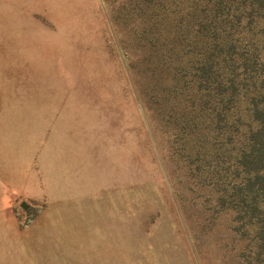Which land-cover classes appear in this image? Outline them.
I'll return each instance as SVG.
<instances>
[{"label":"rangeland","instance_id":"1","mask_svg":"<svg viewBox=\"0 0 264 264\" xmlns=\"http://www.w3.org/2000/svg\"><path fill=\"white\" fill-rule=\"evenodd\" d=\"M116 1L0 0V264H220L219 146L146 132L123 48L174 34L139 50Z\"/></svg>","mask_w":264,"mask_h":264},{"label":"trees","instance_id":"2","mask_svg":"<svg viewBox=\"0 0 264 264\" xmlns=\"http://www.w3.org/2000/svg\"><path fill=\"white\" fill-rule=\"evenodd\" d=\"M127 1L138 11L133 40L139 50L160 47L164 36L155 28L174 34L171 49L153 55L122 47L146 132L154 141L160 132H175L184 151L187 137L202 148L218 144L220 156L209 149L200 155L207 164L211 156L220 158V264H264V0H220L211 12L209 0L189 4L187 12L184 0L109 6L123 10ZM193 12L212 16L181 29L183 15ZM170 70L179 82L166 85ZM185 239L195 259V247Z\"/></svg>","mask_w":264,"mask_h":264},{"label":"water","instance_id":"3","mask_svg":"<svg viewBox=\"0 0 264 264\" xmlns=\"http://www.w3.org/2000/svg\"><path fill=\"white\" fill-rule=\"evenodd\" d=\"M20 208H21L22 210H24V211H27L28 208H29V206H28V204H27L26 202H22V203L20 204Z\"/></svg>","mask_w":264,"mask_h":264}]
</instances>
